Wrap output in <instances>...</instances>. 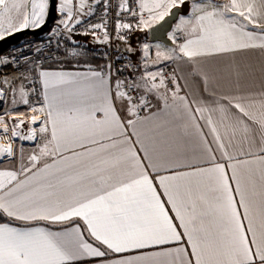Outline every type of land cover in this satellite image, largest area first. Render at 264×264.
I'll return each instance as SVG.
<instances>
[{"label":"snow or ice","instance_id":"snow-or-ice-1","mask_svg":"<svg viewBox=\"0 0 264 264\" xmlns=\"http://www.w3.org/2000/svg\"><path fill=\"white\" fill-rule=\"evenodd\" d=\"M49 10L47 55L0 56V264H264V84L221 94L206 63L264 52V0H0V40ZM166 18L171 47L123 69L74 39L135 56ZM64 41L71 67H45Z\"/></svg>","mask_w":264,"mask_h":264},{"label":"crops","instance_id":"crops-1","mask_svg":"<svg viewBox=\"0 0 264 264\" xmlns=\"http://www.w3.org/2000/svg\"><path fill=\"white\" fill-rule=\"evenodd\" d=\"M176 23V22H175ZM175 26V24H174ZM173 26V27H174ZM148 33V35H146ZM149 38H146V37ZM144 42H148L150 44L161 43L171 47V44H167L162 41H152L149 36L148 31L138 32L135 34L132 42L128 43L132 45V48L136 50V55L132 56L136 59H139V50L142 47ZM123 50L124 47L120 46ZM90 64L93 66H103L104 62L101 60H91L87 59ZM71 61V60H70ZM73 64L76 61H72ZM207 66L210 69L215 70L217 78L219 79V84L217 85L218 90L221 94L227 93L232 90L233 87H243V88H261L262 84H264V52H261L259 49L247 50L243 52H239L236 54H227L220 55L213 58H209L207 61ZM83 62L81 61V66ZM240 65L245 70L246 75L242 78L240 84H233L229 79L230 69L235 66ZM45 67H49L51 69L57 68H68L71 65L67 62L55 63ZM250 73V75L248 74ZM14 161L11 158H6L0 163V169L9 168L13 165ZM186 170V169H185ZM158 191H162L158 189ZM163 198V197H162ZM171 214V213H170ZM158 249H148L147 251H156Z\"/></svg>","mask_w":264,"mask_h":264},{"label":"built area","instance_id":"built-area-1","mask_svg":"<svg viewBox=\"0 0 264 264\" xmlns=\"http://www.w3.org/2000/svg\"><path fill=\"white\" fill-rule=\"evenodd\" d=\"M60 15V14H59ZM58 17L56 21L53 23L51 28L48 30V32L43 35L42 37L35 38V37H29L22 42H20L17 45H14L11 47L9 50L3 52L0 54V56H10V55H19L21 53L28 55L33 49L36 47H42L45 49V55L48 54V43H49V38L52 36L51 29L54 28V26L58 23L59 21ZM134 23V21H132ZM111 23V22H110ZM109 31H111V28H109ZM138 32H133L129 35L128 37V43L132 42L135 34ZM74 39L82 45L87 46V50L89 52L88 57L86 59H91V60H101L106 64L108 60L103 58V53L107 52L108 56L111 58V63L113 64V68L115 70L116 67L124 68V65L129 62V61H134L138 60L134 58L130 53L126 52L123 50L118 43L122 44L120 41L113 40L112 44L110 47L101 45V44H96L92 42L91 37H85V36H76ZM51 44L53 48L55 47L56 44V39L53 37L51 39ZM64 48H69L70 46L67 44L66 41L63 42V48L61 49L60 52H53V55L56 57L55 60H46L44 61L45 66L51 65L58 63L61 60H65V57L63 56V50ZM118 57H122L121 59H116ZM30 58H36L35 53L33 52ZM67 60H72L71 57H67ZM17 69L15 66H9L7 68H1L0 73H8V72H13L16 71ZM22 70V69H21ZM171 70V69H169ZM126 71V70H125ZM6 102V101H5Z\"/></svg>","mask_w":264,"mask_h":264},{"label":"water","instance_id":"water-1","mask_svg":"<svg viewBox=\"0 0 264 264\" xmlns=\"http://www.w3.org/2000/svg\"><path fill=\"white\" fill-rule=\"evenodd\" d=\"M174 12L176 10H173ZM59 17V13L49 10V14L46 18V24L40 29H25L18 32H14L11 35H6L4 39L0 40V54L9 50L14 45L19 44L23 40L29 37L39 38L45 35L51 28L53 23ZM175 18H166L165 21L160 22L154 29L149 31V36L152 41H162L170 44L167 33L170 32L175 24Z\"/></svg>","mask_w":264,"mask_h":264},{"label":"rangeland","instance_id":"rangeland-1","mask_svg":"<svg viewBox=\"0 0 264 264\" xmlns=\"http://www.w3.org/2000/svg\"><path fill=\"white\" fill-rule=\"evenodd\" d=\"M59 17H60V15H59ZM60 19V18H59ZM149 32V31H148ZM146 35H148V33H146ZM146 38H149L148 36L146 37ZM118 45H120V46H123L124 47V45L123 44H120V43H118ZM131 47H132V45L131 44H129ZM5 107H11L8 103H7V101L5 102V105H4ZM0 110H2V109H0ZM28 111V109L26 108V107H19V108H17L16 109V112L17 113H25V112H27ZM16 143H17V146H20V145H22L23 147H24V149L26 150V152L27 151H30L31 150V148L33 147V145L30 143V142H25V141H16ZM6 159V158H5Z\"/></svg>","mask_w":264,"mask_h":264},{"label":"bare ground","instance_id":"bare-ground-1","mask_svg":"<svg viewBox=\"0 0 264 264\" xmlns=\"http://www.w3.org/2000/svg\"><path fill=\"white\" fill-rule=\"evenodd\" d=\"M0 71H1V68H0Z\"/></svg>","mask_w":264,"mask_h":264},{"label":"trees","instance_id":"trees-1","mask_svg":"<svg viewBox=\"0 0 264 264\" xmlns=\"http://www.w3.org/2000/svg\"><path fill=\"white\" fill-rule=\"evenodd\" d=\"M42 37V36H41Z\"/></svg>","mask_w":264,"mask_h":264}]
</instances>
